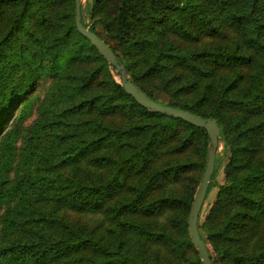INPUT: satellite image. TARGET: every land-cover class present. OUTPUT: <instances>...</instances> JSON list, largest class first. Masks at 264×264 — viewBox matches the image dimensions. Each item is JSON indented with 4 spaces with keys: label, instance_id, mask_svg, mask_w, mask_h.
I'll return each instance as SVG.
<instances>
[{
    "label": "trees",
    "instance_id": "16d2710c",
    "mask_svg": "<svg viewBox=\"0 0 264 264\" xmlns=\"http://www.w3.org/2000/svg\"><path fill=\"white\" fill-rule=\"evenodd\" d=\"M82 18L151 99L218 122L201 237L213 264H264V0H86ZM209 140L126 92L75 0H0V264H203Z\"/></svg>",
    "mask_w": 264,
    "mask_h": 264
},
{
    "label": "water",
    "instance_id": "95a60500",
    "mask_svg": "<svg viewBox=\"0 0 264 264\" xmlns=\"http://www.w3.org/2000/svg\"><path fill=\"white\" fill-rule=\"evenodd\" d=\"M93 3V0H89ZM75 22L78 31L86 37L91 44L97 48L99 53L107 60L109 64L116 68L120 73L122 84L127 93L133 96L136 101L148 108L152 112L164 114L174 118L183 119L197 127L204 128L209 135V149L207 165L202 180L194 196V202L188 218V230L192 244L198 250L203 264H213L212 258L207 247V243L201 237L199 224L200 214L207 198L208 189L216 167V156L220 143L221 129L215 119H205L200 115L185 111L176 107L160 104L151 99L144 91L136 86L129 77L125 65L118 59L111 47L102 40L95 32L91 31L83 23L82 18V0H75Z\"/></svg>",
    "mask_w": 264,
    "mask_h": 264
},
{
    "label": "rangeland",
    "instance_id": "374dc122",
    "mask_svg": "<svg viewBox=\"0 0 264 264\" xmlns=\"http://www.w3.org/2000/svg\"><path fill=\"white\" fill-rule=\"evenodd\" d=\"M82 1L85 3L86 0H82ZM218 151H219V154L222 153V145L219 146ZM224 165H225V163L216 172V175L214 178V183H215L214 187L212 188L210 194L207 196V198L204 202L201 214H200V224H202L206 220V218L210 212V209H211V207L215 201L217 193L219 191V186L224 184V182H225Z\"/></svg>",
    "mask_w": 264,
    "mask_h": 264
}]
</instances>
